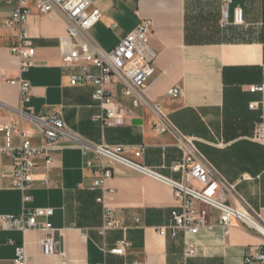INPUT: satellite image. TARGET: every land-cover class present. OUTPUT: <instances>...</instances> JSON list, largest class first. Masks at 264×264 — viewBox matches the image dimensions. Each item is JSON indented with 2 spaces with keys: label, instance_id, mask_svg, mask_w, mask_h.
I'll return each instance as SVG.
<instances>
[{
  "label": "crops",
  "instance_id": "obj_1",
  "mask_svg": "<svg viewBox=\"0 0 264 264\" xmlns=\"http://www.w3.org/2000/svg\"><path fill=\"white\" fill-rule=\"evenodd\" d=\"M93 6L102 18L89 36L105 51L114 49L142 19L152 21L151 45L156 58L147 97L161 102L174 125L195 140L201 154L236 185L264 222V142L252 139L254 129H264V0H233L226 20L220 0H93ZM237 7L242 10V21L235 24L233 10ZM25 31L35 55L33 65L24 72L9 51L12 33L0 39V126L18 120L16 110L21 108L34 116L60 113L68 129L87 143L144 147L141 157L136 158L134 151L126 157L153 175L122 164L113 166L106 187L114 194L106 204L128 229L125 234L113 232L103 238L98 234L101 192L91 189L92 174L84 168L78 148L54 152L50 169L44 160L36 161L35 183L25 192L30 198L26 203L11 188V157L1 156L0 217L18 215L23 208H52L49 221L57 252L43 254L40 240L45 231L41 227L24 232L5 230L0 221V264H14L17 245L24 246L27 264H184L182 233L176 239L156 233L167 225L177 205L173 189L165 181L179 178L168 168L180 159L173 139L154 133L151 111L134 107L119 83L108 90L125 112V124H102V110L92 99L94 88L69 84L72 71L63 66L60 48L67 25L57 14L33 13ZM19 77L31 86L26 104H21L18 88L10 84ZM175 87L181 96L167 97ZM252 87H261V91L251 92ZM22 124L31 141L39 144L35 125ZM45 174L47 186L40 184ZM209 223L211 229H200L192 237L197 254L185 264H245V252L254 254L262 245L255 232L237 223L225 236L216 210H210ZM122 238L130 244L125 256L109 254Z\"/></svg>",
  "mask_w": 264,
  "mask_h": 264
},
{
  "label": "built area",
  "instance_id": "obj_2",
  "mask_svg": "<svg viewBox=\"0 0 264 264\" xmlns=\"http://www.w3.org/2000/svg\"><path fill=\"white\" fill-rule=\"evenodd\" d=\"M11 7L9 16L2 18L1 4ZM223 20L227 19L228 9L233 0H220ZM36 13L38 16L57 14L67 25V34L61 39L60 48L62 64L71 69L69 84L73 87L91 86L94 88L92 99L96 101L102 114L100 120L105 127H119L125 124L126 114L114 101L108 87L115 83L122 85V94L131 100L134 107H145L152 113L153 131L157 135H168L174 141V147L180 153V159L168 165L172 173L178 174L177 180L166 179L173 189L176 207L170 212L165 227L156 229V233L176 239L182 233L184 264L197 254V247L192 242L200 229H211L210 210L218 212V226L225 236L237 223L243 228L255 232L262 240V245L254 254L245 252V264H264V222L257 211L238 193L236 185L227 181L222 174L201 154L192 137L184 135L163 111L159 100H150L146 95L149 79L155 73L154 61L156 52L151 45L153 24L150 19H142L111 51H105L89 36L102 18L101 12L93 6V0H0V39L12 33L9 51L20 61V72L27 71L32 65L35 49L32 40L27 36L25 25ZM242 10H233V22L241 23ZM19 90L21 104L30 101V83L19 77L11 80ZM251 92L261 91V87H252ZM167 97L177 99L181 96L178 87L170 89ZM18 120L9 121L0 126L2 142L0 157L12 159L10 180L11 188L22 194V202L30 200L25 192L35 183L34 170L38 159L44 160L46 169L53 168V153L66 147L78 148L84 160V168L92 174L93 190H99L101 196L97 203L102 206L101 225L98 234L107 238L113 232L126 233L127 227L114 216V211L107 206V201L114 190L106 187V182L113 173V166L122 164L136 168L145 174L153 175L150 170L141 167L126 157L134 151L139 158L144 147L125 145H92L83 141L68 129L60 113L48 116H34L22 108L16 110ZM23 121L32 123L38 129L41 142L34 144L30 135L23 128ZM14 138L17 144H14ZM252 139L264 142V129L257 127ZM48 175L45 174L40 184L47 186ZM52 208H23L18 215L0 217L5 230L38 229L45 231L40 240L43 254L54 255L57 245L53 235L50 218ZM42 220V222H40ZM138 222V220H137ZM130 244L125 238L115 242L109 254L124 257ZM14 264H27L23 245L15 246ZM131 264H140L134 261Z\"/></svg>",
  "mask_w": 264,
  "mask_h": 264
},
{
  "label": "rangeland",
  "instance_id": "obj_3",
  "mask_svg": "<svg viewBox=\"0 0 264 264\" xmlns=\"http://www.w3.org/2000/svg\"><path fill=\"white\" fill-rule=\"evenodd\" d=\"M11 7L2 3L1 4V15L2 18H7L9 16V12H10Z\"/></svg>",
  "mask_w": 264,
  "mask_h": 264
}]
</instances>
